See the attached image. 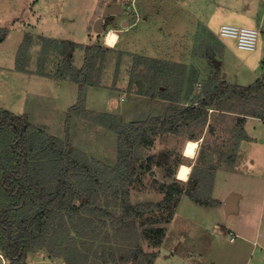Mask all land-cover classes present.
<instances>
[{
	"label": "rangeland",
	"instance_id": "rangeland-1",
	"mask_svg": "<svg viewBox=\"0 0 264 264\" xmlns=\"http://www.w3.org/2000/svg\"><path fill=\"white\" fill-rule=\"evenodd\" d=\"M222 1L115 0L123 5L124 13L107 16L100 32H95L94 23L89 30L91 36L87 37L85 33L95 13L102 12V16L105 11L104 0H0V35L6 34L0 42V105L21 114L19 110L26 103L24 97L29 96L26 104L30 110L32 99L40 95L43 102L38 110L26 113L35 126L68 140L91 159L114 165L119 134L99 122L102 115L112 114L126 125L165 112L171 102L162 98L159 86L170 89L168 92L173 96L179 93L177 107L198 106L206 95L203 90L206 81L216 71L208 60V53H214L215 59L222 62L221 78L228 82L249 85L262 77L264 29L260 49L252 52L239 49L233 38L220 37L221 24L257 28L259 23L255 24V17L249 15L253 10L246 12L233 7L228 11ZM259 3L263 9L264 0ZM49 23H54L49 31L55 36L70 33L78 39L85 37L84 45L105 47L104 55H96L91 75L95 83L86 85L85 89L91 103L98 100L102 106L100 111L88 108L86 101L78 114L60 111L53 101L62 93H58L51 79L24 71L26 74H23L17 69V54L25 30L43 31ZM109 29L119 35L115 46L105 43ZM34 39L28 55L23 56L30 71L50 72L58 77L65 59L81 67L90 57L84 46L69 44L50 46L44 53V42ZM222 47H226L225 55L220 54ZM191 79L194 83L190 86ZM257 101L264 108V97ZM255 106L251 99L226 97L208 108L206 121L204 118L190 120L174 132L157 135L153 146L141 147L143 168L129 187L131 203L161 202L170 186L184 190L165 208L137 219L138 236L134 245L139 243L146 252L157 253L151 264H184L183 260L190 264H245L246 261L264 264V120L242 117L243 112L255 111ZM26 110L24 106L22 111ZM246 134L255 139L248 143ZM190 138L200 142L195 159L182 155ZM243 140L238 154L236 151ZM149 156L158 159L149 161ZM236 158L239 159L235 165ZM181 164L193 167L188 183L175 179ZM147 166L150 169L145 170ZM188 189L192 195L186 192ZM230 195L237 205L227 211L225 200ZM100 231L98 241H88L87 245L77 237L75 243L80 250L68 255L69 264H100V244H113L119 254L128 248V239L122 233H115L109 226ZM107 232H110L108 239ZM230 232L238 234L235 241L230 240ZM93 235L90 233L89 237ZM240 235L251 239L252 253L246 247L244 253L238 252L237 247L247 243ZM2 255L0 264H5L6 258ZM27 262L67 264L64 256L54 257L46 247L31 251Z\"/></svg>",
	"mask_w": 264,
	"mask_h": 264
},
{
	"label": "trees",
	"instance_id": "trees-1",
	"mask_svg": "<svg viewBox=\"0 0 264 264\" xmlns=\"http://www.w3.org/2000/svg\"><path fill=\"white\" fill-rule=\"evenodd\" d=\"M5 37V33L0 35V42ZM36 38L44 42V53L50 46L60 45L57 40ZM33 40V34L25 33L17 54L18 70L28 71L23 56L28 55ZM69 45L84 46L90 54L81 67L65 59L59 74L79 85L78 103L70 109V113L78 114L85 103L86 85L95 83L91 75L96 55H104L105 47ZM207 57L216 71L206 81L203 87L206 95L198 106L177 107L179 93L173 96L168 92L170 89L159 86L162 98L171 102L165 112L126 125L112 114L102 115L99 122L119 134L118 158L114 165L91 159L68 140L35 126L28 114H16L0 106V252L6 258L5 264H28V254L38 247H46L54 257L64 256L69 264L68 255L80 250L75 243L77 237L83 239L85 245L88 241L96 242L102 234L100 230L106 226L115 233H122L128 239V248L119 254L113 244H100V264H151L156 260V252H146L139 243L134 245L138 236L137 219L165 208L184 190L170 186L161 202L131 203L129 187L143 168L141 147L153 146L157 135L174 132L185 122L202 118L206 121L208 108L226 97L251 99L256 104L255 111L242 114L264 120V108H260L257 101L264 97V79L247 86L228 82L221 78V64L216 66L215 54L208 53ZM189 82L191 86L194 79ZM151 159L158 158L149 156L148 160ZM186 192L192 195L189 189ZM90 233L94 235L89 237ZM105 236L110 238V232Z\"/></svg>",
	"mask_w": 264,
	"mask_h": 264
},
{
	"label": "crops",
	"instance_id": "crops-1",
	"mask_svg": "<svg viewBox=\"0 0 264 264\" xmlns=\"http://www.w3.org/2000/svg\"><path fill=\"white\" fill-rule=\"evenodd\" d=\"M98 1H100V0H98ZM101 1H103V0H101ZM105 2H106V4H104V7L106 8L108 5H109V3L111 2V1H113V2H115V0H104ZM228 1L229 0H224V1H222V4L224 5V7L225 8H227L228 9V11H232V8L233 7H237V8H239L240 10H243V11H246V12H252V10L254 11V13H252V14H249L250 16L251 15H253L255 18H254V22H255V24H256V21H258L259 23H257L256 25L258 26L257 28L260 30V32H261V30H263L264 29V8L262 9L261 8V4L259 3V0H248L247 2H246V0H232V4H228ZM258 1V2H257ZM115 3H117V2H115ZM118 4H120V3H118ZM106 5V6H105ZM120 5H122V4H120ZM123 6V5H122ZM104 7H101L100 6V9L101 10H103L104 9ZM124 11H125V8H124ZM124 11H123V13H124ZM40 12V11H39ZM101 13L102 12H99V13H95V15H94V19H92V21H91V23H90V25H89V29L86 31V36L87 37H89V36H91V33H89V30H91V27L93 26V24L95 23L96 24V22H97V20L101 17ZM122 13V14H123ZM116 15H121V14H116ZM46 18V17H45ZM44 18V19H45ZM106 19H104V21H105ZM104 21H103V23H104ZM52 24H54V23H52ZM51 23H49V24H47V26H46V28L43 30V31H38L36 28H34V29H31V31H28V30H25V32L23 33V35H22V39H21V41H20V44H22V42L24 41V37H25V33H31V34H33V36H34V38H36L37 36H43V37H46V38H50V39H52V40H57V41H59V43L60 44H75V43H78V44H85V37H84V39L83 38H81V39H78V38H76L74 35H72V34H70V33H68L67 35L65 34V35H63L62 33L61 34H56V36L55 35H53L52 33H50V29H52V28H54V27H50L51 25H52ZM95 24H94V26H95ZM103 25V24H102ZM222 25V24H221ZM102 28H103V26H102ZM253 28H256V27H253ZM45 32H47V33H45ZM95 32H97V30L95 29ZM91 38V37H90ZM89 38V39H90ZM118 41H119V39L117 40V42H116V44L118 43ZM106 43V42H105ZM35 44H39V42L38 43H35ZM237 45V44H236ZM257 49H260L259 48V46H258V48ZM256 49V50H257ZM256 50H254V51H256ZM252 52V51H251ZM227 53V51H226V47H222L221 48V50H220V54H222V55H225ZM261 63H263L262 64V67H261V70L263 71L264 70V56H263V58H262V60H261ZM220 64H222V62L220 63ZM15 69H16V65H15ZM26 70H28V71H24V72H26L27 74H30V75H39V76H41L42 78H44V79H51L52 80V82H54L55 83V86L58 88V93L60 92V93H62V95L60 94L57 98H55L54 99V101L53 102H55V104H56V108H58L60 111H65V113L66 112H68L69 110H70V108L72 107V106H74V105H76L75 103H78V102H76V99H75V96H76V93L74 92L75 91V87H76V82H74V81H72V80H70V79H64V78H62V77H60V76H58V77H54V74H52V73H38L37 71H30L29 70V67L27 66L26 67ZM18 71V70H17ZM19 72H23V71H19ZM23 72V74H26V73H24ZM227 75V73H225V76ZM259 79H264V73H263V75H262V77H259V78H257L256 79V81L257 80H259ZM255 81V82H256ZM255 82H253V83H255ZM253 83H251V84H253ZM78 85V84H77ZM243 85V84H242ZM250 85V84H249ZM244 86H247V85H244ZM88 87H90V86H88ZM87 88V87H86ZM78 91H79V85H78ZM67 93V94H66ZM78 96H79V93H78ZM33 101H32V103H31V106H30V110H28V105L26 104V103H28L29 102V96L28 95H26V97H24V101L26 102L25 103V105H23V107L25 106L26 107V111H22V108L19 110V112L21 113V114H23V113H28V111L31 113V112H35V111H37L38 110V108L41 106V103L43 102V99L41 98V96L40 95H38V94H36L35 95V98L34 99H32ZM85 101H86V104H88L87 105V107L89 108H91V109H95V110H97V111H100L101 109H102V106L99 104V103H97V101L96 102H94V103H91L90 102V98H89V96L87 95V91H86V94H85ZM109 104V103H108ZM109 105H111V104H109ZM1 106V105H0ZM1 107H3V106H1ZM105 107V106H104ZM103 107V108H104ZM111 108H112V106H110ZM4 108V107H3ZM11 109V108H10ZM106 109V108H105ZM12 111V110H11ZM13 112V111H12ZM15 113V112H14ZM32 114V113H31ZM246 116V115H245ZM33 117V116H32ZM242 117H244V115L242 116ZM244 118H248L249 120L250 119H262L261 117H257V116H253V115H247L246 117H244ZM255 138H254V136H251L250 134H246V140L248 141V143H251L253 140H254ZM260 140H263L262 138L260 139ZM244 140L243 141H240V143H239V146L240 147H238V149H237V153L238 154H241V152L240 151H242V149H240L241 148V146L244 144ZM240 158V157H239ZM239 158H236V161H235V159H233L234 161L233 162H235V165H236V163H237V160L239 159ZM229 168H232V167H229ZM236 168H234L233 170H235ZM222 202H220V203H218V204H221ZM236 205H237V203H236V199H234L233 198V200H232V207L231 208H235L236 207ZM231 208H230V210H231ZM229 210V211H230ZM230 233H232V232H230ZM232 234H234V233H232ZM234 235H236L237 237H238V234H234ZM240 237H243V239L247 242V243H241L238 247H237V250H238V252H240V251H243V253H244V250H245V247H246V250L247 251H250V253H252V251L254 250V247L252 246V242H251V239L249 238V237H246V235H240ZM235 241V240H234ZM255 244H257V241H254V245ZM0 255H1V257H3V255L0 253ZM184 261V264H190L188 261H185V260H183ZM38 264V263H37ZM245 264H249L248 263V261H246V263Z\"/></svg>",
	"mask_w": 264,
	"mask_h": 264
},
{
	"label": "built area",
	"instance_id": "built-area-1",
	"mask_svg": "<svg viewBox=\"0 0 264 264\" xmlns=\"http://www.w3.org/2000/svg\"><path fill=\"white\" fill-rule=\"evenodd\" d=\"M218 33L220 37L235 39L237 47L247 51H254L258 48L261 36L260 30L257 28L231 24L221 25ZM230 236V240L234 241L236 235L230 233Z\"/></svg>",
	"mask_w": 264,
	"mask_h": 264
},
{
	"label": "clouds",
	"instance_id": "clouds-1",
	"mask_svg": "<svg viewBox=\"0 0 264 264\" xmlns=\"http://www.w3.org/2000/svg\"><path fill=\"white\" fill-rule=\"evenodd\" d=\"M119 39L118 35L114 32H109L108 36L106 37V44L109 46H113L114 43ZM194 146V147H190ZM198 145L195 142L189 141L188 144L185 147V150L183 151L182 155L186 159H195L197 157V151ZM193 172V167L186 166L184 164H181L176 172L175 179L179 183H188V181L191 178Z\"/></svg>",
	"mask_w": 264,
	"mask_h": 264
},
{
	"label": "water",
	"instance_id": "water-1",
	"mask_svg": "<svg viewBox=\"0 0 264 264\" xmlns=\"http://www.w3.org/2000/svg\"><path fill=\"white\" fill-rule=\"evenodd\" d=\"M123 11H124V7L122 5L111 1L109 5L105 8V11L103 12L102 16L97 20L95 24V29L97 30V32L103 30L102 23L107 16L111 14H122ZM215 62H216V66L220 64V62L217 59H215ZM159 160H161V156L159 157ZM233 198H234L233 195H230L225 200V208L227 211H229L230 208L232 207Z\"/></svg>",
	"mask_w": 264,
	"mask_h": 264
},
{
	"label": "bare ground",
	"instance_id": "bare-ground-1",
	"mask_svg": "<svg viewBox=\"0 0 264 264\" xmlns=\"http://www.w3.org/2000/svg\"><path fill=\"white\" fill-rule=\"evenodd\" d=\"M109 32H114V33H116V34L118 35V33H117L114 29H109V30H107V32H106V34H105V40H106V37L108 36ZM118 37H119V35H118ZM116 42H117V41H116ZM116 42L114 43L113 46L116 45ZM189 141L195 142V143L198 145V148H199V143H200V142H199L198 140H196V139H190V140L187 141L186 145L188 144ZM185 147H186V146H185ZM198 148L196 149V151H198ZM184 150H185V149H184ZM184 165H186V164H184ZM186 166H189V165H186Z\"/></svg>",
	"mask_w": 264,
	"mask_h": 264
},
{
	"label": "snow or ice",
	"instance_id": "snow-or-ice-1",
	"mask_svg": "<svg viewBox=\"0 0 264 264\" xmlns=\"http://www.w3.org/2000/svg\"><path fill=\"white\" fill-rule=\"evenodd\" d=\"M190 147H194V146H190Z\"/></svg>",
	"mask_w": 264,
	"mask_h": 264
}]
</instances>
